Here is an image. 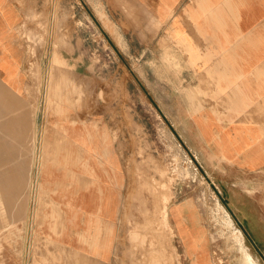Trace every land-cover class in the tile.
<instances>
[{
  "label": "crops",
  "instance_id": "obj_1",
  "mask_svg": "<svg viewBox=\"0 0 264 264\" xmlns=\"http://www.w3.org/2000/svg\"><path fill=\"white\" fill-rule=\"evenodd\" d=\"M23 1L0 0V59L6 58L0 60L1 76L8 62L21 71L26 65L17 35L25 19ZM136 3L150 12L158 26L147 36L152 38L153 52L161 54L160 73L153 66L150 72L146 67V84L160 93L164 107L172 95L178 138L222 190L243 229L255 241H264V0ZM66 61L76 79L87 77V67L83 69L73 57ZM3 82L8 85V78L3 77ZM154 83L159 84V91L153 89ZM15 96L20 98L16 103L29 101L34 109H22L20 104L12 113L0 111V165H19L23 176L27 166H36L42 197L43 192L47 195L43 230L87 257L112 261L111 238L120 221L126 188L136 166L151 161L133 158L130 140L114 141L113 128L103 124L105 109L75 114L103 119L99 125L86 122L73 127L69 120L56 125L53 119H70L73 113L65 106L50 110L37 95L25 99V94L16 92ZM202 264L213 262L204 259Z\"/></svg>",
  "mask_w": 264,
  "mask_h": 264
},
{
  "label": "rangeland",
  "instance_id": "obj_2",
  "mask_svg": "<svg viewBox=\"0 0 264 264\" xmlns=\"http://www.w3.org/2000/svg\"><path fill=\"white\" fill-rule=\"evenodd\" d=\"M22 7L25 19L17 35L26 65L21 71L8 62L7 72L2 70L5 101L15 103L18 98L3 82L11 71L12 84L21 87L25 99L37 95L45 99L48 109L65 106L73 113L70 119H53L56 125L61 120L72 121L73 127L86 122L99 125L103 119L75 114L105 109L103 124L113 128L114 141L130 140L134 143L131 156L151 162L136 166L130 178L111 238L114 256L109 262L66 247L56 235L43 230L46 208L36 166H27L23 176L19 166L0 165V176L7 177L11 185L18 183L14 195L6 194L0 186V197L4 195L0 201V264H193L197 259H202L197 261L200 264L204 259L213 264H264V241H255L243 229L238 215L225 203L222 190L178 138L172 95L164 107L160 93L155 94L146 84L145 68L150 72L153 66L160 73L161 66V54L153 52L152 38L147 36L152 28H158L150 12L136 0H24ZM71 57L83 69L87 67V79H76L69 72L66 59ZM155 88L159 91V84L154 83ZM17 104L25 110L34 109L29 101ZM157 198L160 206L166 207V215L156 210ZM179 207L183 208L180 213ZM192 232L195 240L185 245ZM187 246H191L190 254Z\"/></svg>",
  "mask_w": 264,
  "mask_h": 264
},
{
  "label": "bare ground",
  "instance_id": "obj_3",
  "mask_svg": "<svg viewBox=\"0 0 264 264\" xmlns=\"http://www.w3.org/2000/svg\"><path fill=\"white\" fill-rule=\"evenodd\" d=\"M34 2H35V1H34ZM39 16H40V15H39ZM55 16H56V15H55ZM55 16H54V17H55ZM31 26H33V25H31ZM187 26H188V25H187ZM193 29H194V28H193ZM30 36H31V35H30ZM33 36H34V35H33ZM29 38H30V37H29ZM31 38H33V40L35 39V37H31ZM140 39H141V38H140ZM196 41H197V40H196ZM30 44H31V43H30ZM53 54H54V53H53ZM54 57H55V56H54ZM54 59H55V58H54ZM52 60H53V59H52ZM55 60H56V59H55ZM55 63H56V62H55ZM219 66H220V65H219ZM62 72H66V71H62ZM67 73H69V72L67 71ZM203 73H204V72H203ZM37 74H38V73H37ZM7 75H8V83H9L8 85H9L13 90H15L16 92H22V91H21V87L18 88V87H14V86H13V84H14V76H13L12 72L9 71ZM65 75H66V74H65ZM198 75H199V74H198ZM59 76H60V74H59ZM63 76H64V75H63ZM66 76H67V75H66ZM66 76H65V79L68 77V76H67V77H66ZM198 77H199V76H198ZM60 81H61V79H60ZM203 81H204V80H203ZM48 82H49V81H48ZM12 83H13V84H12ZM175 84H176V83H175ZM8 85H6L7 88L11 89ZM17 85H20V82H17ZM175 86H177V85H175ZM199 88H200V87H199ZM195 89H196V88H195ZM197 89H198V88H197ZM200 89H201V88H200ZM207 90H208V88H207ZM191 91H192V90H191ZM202 91H203V90H202ZM207 92H208V91H207ZM209 92H210V91H209ZM188 93H189V91H188ZM204 93H205V92H204ZM194 94H195V93H194ZM206 95H207V94H206ZM209 95H210V94H209ZM213 95H214V94H213ZM21 96H23V95H21ZM6 97H7V94L4 93V88H2V94H0V111L3 110V111H7V112H9V113H10V112L12 113L14 110H18V109H20L19 104H17L16 102H15V103H12L10 100L5 101V100H7ZM194 97H195V96H194ZM202 98H203V97H202ZM71 99H72V98H71ZM71 99H70V100H71ZM74 99H75V98H74ZM195 100H196V99H195ZM195 100H194V101H195ZM198 100H199V99H198ZM194 101H193V102H194ZM205 102H206V101H205ZM207 102H208V100H207ZM207 102H206V103H207ZM221 103H222V102H221ZM234 103H235V102H234ZM202 104H203V100H202ZM208 104H209V103H208ZM196 105H197V104H196ZM236 105H237V104H236ZM209 106H212V105H208V108H210ZM229 106H231V105L229 104ZM216 108H217V107H216ZM218 108H219V107H218ZM219 109H220V108H219ZM219 109H218V111H219ZM230 110H232V109L230 108ZM230 110H229V111H230ZM254 110H255V108H254ZM254 110H253V111H254ZM223 112H224V111H223ZM254 112H255V111H254ZM37 113H38V112H37ZM255 113H257V112H255ZM255 113H254V115H257V114H255ZM252 114H253V113H252ZM44 115H45V114H44ZM129 115H130V114H129ZM215 115H216V113H215ZM217 115H218V114H217ZM243 115H246V113L243 114ZM254 115H253V116H254ZM218 116H219V115H218ZM247 116L249 117V115H247ZM247 116H246V117H247ZM251 116H252V115H251ZM263 116H264V115H263ZM204 117H205V116H204ZM241 117H242V116H241ZM246 117H245V118H246ZM243 118H244V117H243ZM243 118H242V119H243ZM258 118H259V117H258ZM84 119H85V118H84ZM238 119H239V118H238ZM204 120H205V119H204ZM260 120H261V119H260ZM235 121H236V120H235ZM240 121L243 122L241 119H240ZM244 121H246V120H244ZM37 122H38V121H37ZM260 122H261V121H260ZM260 122H259V123H260ZM262 122H263V120H262ZM43 123H44V122H43ZM263 123H264V122H263ZM20 124H21V123H20ZM260 124H261V123H260ZM18 125H19V124H18ZM261 126H262V125H261ZM262 128H264V127H262ZM7 130H8V129H7ZM16 130H17V129H16ZM36 135H37V134H36ZM9 140H10V139H9ZM7 141H8V140H7ZM1 142H2V141H1ZM2 143H3V142H2ZM36 143H37V142H36ZM13 144H14V143H13ZM34 144H35V143H34ZM34 144H33V145H34ZM9 145H10V144H9ZM69 146H70V145H69ZM13 147H14V146H13ZM63 148H64V147H63ZM23 150H24V149H23ZM26 150H27V149H26ZM76 152H77V151H76ZM211 152H212V151H211ZM21 153H22V152H21ZM25 153H26V152H25ZM13 156H14V155H13ZM21 156H22V155H21ZM63 156H64V155H63ZM17 157H18V156H17ZM19 158H20V157H19ZM20 159H21V158H20ZM20 161H21V160H20ZM73 161H74V160H73ZM69 165H70V164H69ZM18 166H19V165H18ZM8 167H9V166H8ZM24 168H25V167H24ZM26 168H27V167H26ZM61 168H62V167H61ZM63 168H64V166H63ZM6 169H7V168H6ZM10 169H11V168H10ZM14 169H16V168H14ZM14 169H13V170H14ZM16 170H17V169H16ZM46 170H47V169H46ZM59 170H60V169H59ZM148 170H149V169H148ZM8 172H9V169H8ZM14 172H15V171H14ZM23 173H24V172H23ZM30 173H31V172H30ZM15 174H16V173H15ZM50 174H51V173H50ZM2 175H3V174H2ZM2 175L0 176V186L2 185V189H3L4 191H6V194H8V195H10V194L14 195L13 193H14V192H17V191H16V190H17V186H16V185H17L18 183H17L16 185H11V183L8 182V178L5 177V176H2ZM57 177H58V176H57ZM20 178H21V177H20ZM21 179H22V178H21ZM13 180H14V179H13ZM17 180H18V179H17ZM19 181H20V180H19ZM33 181H34V178H33ZM50 181H51V180H50ZM50 181H49V182H50ZM60 181H61V180H60ZM20 182H21V181H20ZM19 184H20V183H19ZM21 184H22V183H21ZM33 184H34V183H33ZM22 185H24V184H22ZM67 185H68V184H67ZM37 186H38V185H37ZM47 186H48V184H47ZM65 186H66V185H65ZM68 186H69V185H68ZM68 186H67V188H68ZM19 187H20V186H19ZM57 187H58V186H57ZM59 187H60V185H59ZM69 187H70V186H69ZM157 187H158V186H157ZM22 188H23V187H22ZM38 188L41 190L40 187H38ZM60 188H61V187H60ZM27 189H28V188H27ZM157 189H158V188H157ZM160 189H161V188H160ZM32 190H33V189H32ZM56 190H57V189H56ZM56 190H54V191H56ZM25 192H26V191H25ZM45 192H46V191H45ZM50 192H51V190H50ZM159 192H160V191H159ZM17 193H18V192H17ZM41 193H42V192H41ZM19 194H20V193H19ZM26 194H27V192H26ZM39 194H40V192H39ZM39 194H38V195H39ZM48 194H49V193H48ZM75 194H76V193H75ZM31 195H32V194H31ZM43 196L46 197L47 195H45V193L43 192ZM2 197H4V195L0 197V201L4 200V199H2ZM5 197H6V195H5ZM19 197H20V196H19ZM45 197H44V198H45ZM38 198H41V197H38ZM44 198H42V199H44ZM46 198H47V197H46ZM65 198H66V197H65ZM8 201H10V200H8ZM23 201H24V200H23ZM23 201H22V202H23ZM26 201H27V200H26ZM40 201H41V200H40ZM10 202H11V201H10ZM10 202H9V203H10ZM12 202L15 203L14 201H12ZM42 202H43V201H42ZM63 202H64V201H63ZM74 202H75V201H74ZM6 203H7V202H6ZM44 203H45V202H44ZM166 203H169V200H168V199H167V202H166ZM7 204H8V203H7ZM39 204H40V202H39ZM54 204H55V203H54ZM20 205H21V204H20ZM47 205H48V203H47ZM56 205H57V204H56ZM154 205H155L156 210H158V211H160V212H162L163 214L166 215V212H167L166 207H165V206H160V200H159L158 198H157V200L155 201V204H154ZM9 206H10V205H9ZM23 206H24V205H23ZM159 206H160L161 208H160ZM20 207H21V206H20ZM24 207H25V206H24ZM52 207H53V205H52ZM15 209H17V208H15ZM51 209H52V208H51ZM54 209H55V208H54ZM54 209H53V210H54ZM182 209H183V208H181L180 211H181ZM18 210H19V209H17V211H18ZM73 211H74V210H73ZM180 211H179V213H180ZM25 212H26V210H25ZM77 212H78V211H77ZM15 213H16V212H15ZM40 213H41V212H40ZM63 213H64V212H63ZM18 214H19V212H18ZM23 214H24V213H23ZM25 214H26V213H25ZM51 214H53V213H51ZM21 215H22V214H21ZM28 215H29V214H28ZM44 215H45V214H44ZM142 215H143V214H142ZM186 215H187V214H186ZM14 216H16V214H15ZM160 216H161V214H160ZM180 216H183V214L180 215ZM23 217L25 218V216H23ZM154 217H155V216H154ZM4 218H5V217H4ZM16 218H17V217H15V219H16ZM24 218H23V219H24ZM163 218H164V217H163ZM46 219H47V218H46ZM57 219H58V218H57ZM2 220H3V219H2ZM2 220H1V221H2ZM24 220H25V219H24ZM150 220H151V219H150ZM14 221H15V220H14ZM40 221H41V219H40ZM40 221H39V222H40ZM44 221H45V219H44ZM44 221H43V222H44ZM52 221H53V219H52ZM54 221H55V220H54ZM12 222H13V221H12ZM23 222H24V221H23ZM14 223H15V222H14ZM14 223H13V224H14ZM20 223H21V222H20ZM37 223H38V222H37ZM54 223H55V222H54ZM54 223H53V224H54ZM187 223H188V221H187L186 224H185L186 226L188 225ZM4 224H5V223H4ZM7 224H8V223H7ZM158 224H160V223L158 222ZM158 224H157V225H158ZM11 225H12V223H11ZM17 226H18V225H17ZM55 226H56V225H54V227H55ZM159 226H160V225H159ZM4 227H5V226H4ZM11 227H12V226H11ZM11 227H10V228H11ZM20 227H21V226H20ZM41 227H42V226H41ZM0 228H1V227H0ZM10 228H8V229H10ZM14 228H15V226H14ZM18 228H19V227H18ZM18 228H17V229H18ZM59 228H60V227H59ZM59 228H58V229H59ZM159 228H160V227H159ZM8 229H7V230H8ZM54 229H55V228H54ZM54 229H53V230H54ZM14 230H15V229H14ZM53 230H52V231H53ZM5 231H6V230H5ZM8 231H9V230H8ZM19 231H20V230H19ZM2 232H3V231H2ZM2 232H0V234H1ZM16 232H17V231H16ZM16 232H15V233H16ZM61 232H62V231H61ZM73 232H74V231H73ZM19 233H21V232H19ZM172 233H173V232H172ZM172 233H171V237H172ZM17 234H18V233H17ZM6 235H7V234H6ZM173 235H174V233H173ZM10 236H11V235H10ZM1 237H2V236H1ZM1 237H0V238H1ZM169 237H170V236H169ZM171 237H170V238H171ZM167 238H168V237H167ZM4 239H6V238H4ZM142 239H143V238H142ZM191 240H193V235H192L191 233H189V234H188V239L184 241V244L187 245L188 242L191 241ZM8 243H9V242H8ZM16 243H17V242H16ZM19 243H20V242H19ZM79 243H80V242H79ZM190 244H191V243H190ZM10 245H11V244H10ZM3 246H4V245H3ZM189 247H190V251H191V246H187V248H186V251H187L188 254H190V252H189ZM2 248H3V247H2ZM13 249H14V248H13ZM3 250H4V249H3ZM22 251H23V250H22ZM66 251H67V250H66ZM43 254H44V253H43ZM17 256H18V255H17ZM20 256H21V255H20ZM18 257H19V256H18ZM70 257H72V256L70 255ZM67 258H68V257H67ZM89 258H91V257H89ZM152 260H153V259H152ZM152 260H151V261H152ZM0 261H1V259H0ZM91 261H92V260H91ZM97 261H98V260H97ZM92 262H93V261H92ZM103 264H104V263H103ZM193 264H197V262H194Z\"/></svg>",
  "mask_w": 264,
  "mask_h": 264
}]
</instances>
